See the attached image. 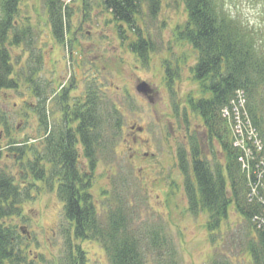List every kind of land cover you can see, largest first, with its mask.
I'll return each instance as SVG.
<instances>
[{"label":"rangeland","instance_id":"rangeland-1","mask_svg":"<svg viewBox=\"0 0 264 264\" xmlns=\"http://www.w3.org/2000/svg\"><path fill=\"white\" fill-rule=\"evenodd\" d=\"M221 1L240 21L256 30L257 37L264 39V0ZM64 3L69 12V24L62 39L67 37L66 43L57 41L51 33L45 0H19L17 24L32 26V47L22 44L9 49L14 70L21 74L25 73L21 72V65L29 63L31 52L42 55L35 75L37 82L44 85L49 126L60 118L58 95L66 93L68 110L77 98L85 95L88 84L98 85L120 111L122 126L114 160L99 163L93 172L90 193L99 214L104 215L105 202L113 205L121 197L134 225L144 233L164 231L177 252L179 264H213L224 260L230 264H252L247 244L253 232L233 205L228 217L212 232L205 227V213L194 215L188 210L176 151L182 146L187 126L192 129L201 122L199 115L189 112L186 124L183 106L190 97L206 94L192 73L196 52L176 37L177 25L186 20L183 2L160 0L157 13L151 17L146 1L142 0L138 25L145 37L149 34L155 47L148 64H142L128 48L133 38L129 31H125L127 38L122 42L112 16L99 0H64ZM166 63L178 73L177 76L173 73L172 92L167 87ZM20 80L18 88L0 91V105L9 126V134L0 130V169L16 178H20L21 161L7 152L8 142L38 143L42 134L36 115L39 102ZM140 81H145L152 92L145 95L137 92L135 87ZM64 84H69L68 88L64 89ZM149 94L151 99L147 97ZM259 103L264 108L262 96ZM225 123L232 143L235 137L231 134V123ZM132 125L141 126L142 130L132 131ZM132 136L137 142L133 143ZM144 151L147 156L135 154ZM216 158L223 162L220 154ZM32 179L31 176L32 198L22 201L21 215L0 219L15 226L22 235L23 248L32 264H67V244L74 258H78L76 264H110L99 242L70 238L68 243L65 237L68 223L63 218L55 185L49 188ZM76 245L81 257L77 256Z\"/></svg>","mask_w":264,"mask_h":264},{"label":"trees","instance_id":"trees-1","mask_svg":"<svg viewBox=\"0 0 264 264\" xmlns=\"http://www.w3.org/2000/svg\"><path fill=\"white\" fill-rule=\"evenodd\" d=\"M145 1L150 16L154 17L160 0ZM181 1L186 20L177 25L176 37L190 44L196 52L192 73L206 94L190 97L188 104L191 111L201 117L210 136L219 137L218 147L224 158L223 162L218 160L215 151L214 160H210L197 148L190 154L182 146L178 148V166L183 175L188 210L194 215L205 213V227L212 232L228 217L229 207L233 205L253 232L247 244L252 264H264V226H258L254 220L255 216L264 217V207L257 200H249L250 180L242 171L239 151L232 146L228 128L220 116L221 107L228 103L234 91L245 90L247 110L262 144L260 150L251 146L256 158L251 163L264 160V108L259 103L260 96L264 98V39L257 37L256 30L240 21L221 0ZM141 2L99 0L112 16L122 42L127 38L125 31H129L133 38L128 48L142 64H148L155 47L149 34L145 37L138 25ZM66 8L64 0H45L51 33L57 41L65 43L67 37L62 39L69 24ZM18 10L19 0H0V91L18 88L20 79L28 85L39 102L36 115L42 134L38 143L8 142L7 152L21 161V169L20 178L0 169V219L21 215L22 201L32 198L33 183L29 180L32 176L33 182H44L49 188L55 185L57 197L62 202L63 218L68 223L65 237L69 244L70 238L95 240L104 248L110 264H179L177 252L164 231L155 229L144 233L134 225L121 197L113 205L105 202L104 215L99 214L90 193L93 172L99 163L114 160L115 144L121 133V113L93 83L88 84L85 95L77 98L68 110L65 109L66 93H60V118L49 126L44 85L37 82L35 75L40 69L42 55L31 52L29 63L21 65L23 74L15 72L12 63L10 46L32 47L33 28L18 26ZM166 71L167 87L172 92L173 73L174 76L178 73L168 65ZM0 130L9 134L8 119L1 105ZM1 152L0 145V156ZM251 180L255 181L253 175ZM259 192L264 197V188ZM21 237L15 226L0 222V264L33 263L25 253ZM67 250V264H76L78 258H74L68 244ZM76 251L81 257L78 245ZM213 264L230 262L215 261Z\"/></svg>","mask_w":264,"mask_h":264},{"label":"built area","instance_id":"built-area-1","mask_svg":"<svg viewBox=\"0 0 264 264\" xmlns=\"http://www.w3.org/2000/svg\"><path fill=\"white\" fill-rule=\"evenodd\" d=\"M244 102L243 92L237 91L230 104L222 109V116L227 117L231 122L232 135L235 137L233 145L242 152L239 157L242 168L247 171L249 177L253 175L255 178V181L249 182V200H257L264 207V197L259 192L260 189L264 188V160L260 159L254 164L251 163V160L256 161L251 146L260 150L262 144L244 112ZM254 220H257L258 226H264V217L255 216Z\"/></svg>","mask_w":264,"mask_h":264},{"label":"flooded vegetation","instance_id":"flooded-vegetation-1","mask_svg":"<svg viewBox=\"0 0 264 264\" xmlns=\"http://www.w3.org/2000/svg\"><path fill=\"white\" fill-rule=\"evenodd\" d=\"M166 67H167V63H166V66H164V71H165V74L167 76ZM63 86L65 89V88H68L69 84H67V85L64 84ZM150 92H152V90ZM143 95H145V94H143ZM147 97L149 99H151L152 95L149 94V95H147ZM183 107L186 109V111L183 113L182 117H183L184 122L186 124H188L189 112L192 114L194 112L190 110L188 103H186ZM134 128H136L137 131L142 130L141 126L136 127V126L132 125L131 126L132 131L134 130ZM183 134L184 135H183V140H182L181 145L186 150L187 153L190 154V152L193 151V149L197 148L201 155H204V156L208 157L209 159L213 158V156H214L213 151H215L216 157L219 158V154L221 156H223L220 149H219L220 144H221L219 137L215 134H211V136H210V134L207 132V129H205L204 122L202 121V119H201V122L194 125V127L192 129L189 126H187L186 131H183ZM193 136H194V139L192 138ZM132 141H133V143L137 142V139L135 136H132ZM217 147H218V149H217ZM177 150H178V148H177ZM135 154L137 156L142 155L144 157V156H147V151L139 152V153L135 152ZM130 156L133 157V155H130ZM176 157H177V151H176ZM177 162H178V159H177Z\"/></svg>","mask_w":264,"mask_h":264},{"label":"water","instance_id":"water-1","mask_svg":"<svg viewBox=\"0 0 264 264\" xmlns=\"http://www.w3.org/2000/svg\"><path fill=\"white\" fill-rule=\"evenodd\" d=\"M137 92H140L142 94H147L151 91V88H149L148 84L145 81H140L136 87ZM22 229V228H21Z\"/></svg>","mask_w":264,"mask_h":264}]
</instances>
